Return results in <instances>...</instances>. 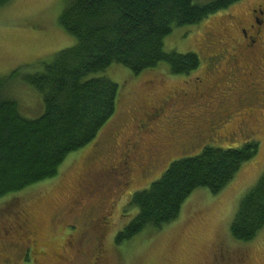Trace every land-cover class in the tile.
Instances as JSON below:
<instances>
[{"label":"rangeland","instance_id":"1","mask_svg":"<svg viewBox=\"0 0 264 264\" xmlns=\"http://www.w3.org/2000/svg\"><path fill=\"white\" fill-rule=\"evenodd\" d=\"M256 1L240 0L198 25L172 29L163 41L165 51L193 52L200 59L198 68L188 74H174L167 63H160L135 75L114 63L89 76L101 75L118 85L116 112L92 142L67 155L56 177L0 199V221L24 210L34 234V241L26 242L32 246L33 260L24 255L20 239H0V264H264V227L249 242L236 240L230 232L240 199L264 172V107L253 104L250 111L247 103L237 105L238 95L230 91L233 111L225 123L185 151L171 150L173 158L158 163L150 174L135 170L132 182L125 185L105 170L117 150L114 131L137 114L144 102L172 91L191 93L196 78L208 73L219 77L208 82L216 87L213 96L219 88L226 89L221 76L224 67L211 56L219 48L214 43L226 40L230 44L227 35L234 33L236 20L247 16ZM65 5L66 0H11L0 8V79L19 70L17 77L3 85L0 98L16 101L27 119L41 116L44 104L42 94L23 77L43 70L58 51L76 44V38L59 23ZM254 78L258 81L260 76ZM250 141L258 143L257 154L242 164L222 190L212 193L197 188L171 223L158 230L147 227L129 240L115 242L117 233L137 213L130 204L133 194L159 179L172 161L198 155L205 146L228 149ZM78 193L83 197L73 205ZM81 235L84 252H70L68 241Z\"/></svg>","mask_w":264,"mask_h":264},{"label":"trees","instance_id":"2","mask_svg":"<svg viewBox=\"0 0 264 264\" xmlns=\"http://www.w3.org/2000/svg\"><path fill=\"white\" fill-rule=\"evenodd\" d=\"M11 0H0V8ZM240 0H66L62 28L76 38L58 51L43 70L23 78L43 96L36 119L22 116L16 101L0 98V199L56 177L68 154L92 142L116 112L118 85L98 74L116 63L135 75L167 63L174 74L200 65L196 53L165 51L163 41L175 27L194 26ZM14 70L0 79L17 77ZM258 151L250 141L237 148L205 146L201 153L174 160L147 189L133 194L135 217L115 236L117 244L145 228L174 221L197 188L222 190ZM264 227V172L240 199L230 225L232 236L251 241Z\"/></svg>","mask_w":264,"mask_h":264},{"label":"flooded vegetation","instance_id":"3","mask_svg":"<svg viewBox=\"0 0 264 264\" xmlns=\"http://www.w3.org/2000/svg\"><path fill=\"white\" fill-rule=\"evenodd\" d=\"M231 30L234 33L227 35L230 44L226 40L216 41L213 46L219 48L211 54L218 66L224 67L221 76L226 89L219 88L213 96L216 87L208 82L219 77L209 73L197 77L191 93L172 91L161 98L148 100L140 105L142 109L137 114L114 131L112 140L117 150L105 170L116 175L120 183L129 185L135 170L142 175L150 174L158 163L170 158L171 150L183 152L207 132L223 125L233 111L230 91L238 95L237 105L247 103L250 111L253 104L264 107V0H257L248 15L236 20ZM255 74L260 76L258 81ZM246 78L250 82L243 86ZM80 186L83 187L82 183ZM78 195L73 205L80 203L83 197V194ZM12 213L9 219L0 221V239L3 242L20 239L23 254L27 253L33 260L32 246L26 245L34 235L29 230L26 212ZM84 241L82 235L70 239L69 251L84 252L81 248Z\"/></svg>","mask_w":264,"mask_h":264}]
</instances>
